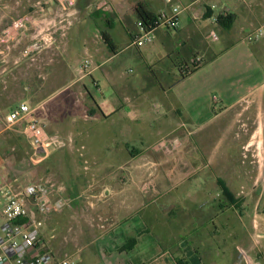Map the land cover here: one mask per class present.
I'll return each mask as SVG.
<instances>
[{
    "label": "crops",
    "instance_id": "1",
    "mask_svg": "<svg viewBox=\"0 0 264 264\" xmlns=\"http://www.w3.org/2000/svg\"><path fill=\"white\" fill-rule=\"evenodd\" d=\"M101 1L108 4V10L97 9L98 0H76L67 10L66 20L70 25L64 24L62 27L57 24L59 9L50 0H0V32L14 20L26 22L19 38L10 42L9 48L0 45V89L16 97V106L21 103L30 105L33 117L44 121L45 129L48 124V129H61L58 125L64 121L73 126L77 123L83 125V129H72V135H67L66 138L73 141L68 149L51 151L42 160L40 169H43L48 180L63 187V195L68 203L61 213L35 216L43 223L39 241L32 252H49L54 256L66 253L73 257L75 264H177V256L182 264H244L243 254H250L252 247L257 252L254 257L256 262L264 264V207L254 222L220 223L224 214L232 210L247 213L248 208L241 203L237 207L230 203L222 186L233 198L239 195H235V190L230 187L235 189L233 185L236 183L241 186L242 182L252 180L247 170L246 154L242 151L254 145L256 151L260 150L259 140L264 139L260 137L264 136V38L257 41L250 38L255 29L264 27V0L236 1V12H231V15H235V22L239 20L238 10L242 16L246 15L240 37L219 51L209 45L211 55L216 57L171 89L158 86L163 99V106L158 105L162 109L160 123L157 125V122L149 120L148 129H131L133 124L137 126L141 121L146 122L144 116L131 120L132 107L142 108L143 111L139 113L144 114V95L122 100L118 108L115 103L112 107L104 103L100 85L106 83L113 88L119 78L117 69H107V65L131 48V59L140 68L149 66L151 69L153 56L161 55L165 59L183 42L174 41L169 31L159 29L154 40L159 43V47L152 46L147 55L141 50L144 46L138 48L132 44V35L138 22L134 8L136 4L143 3L157 16L164 10L163 5H159L157 0ZM38 2H42V8L37 5ZM174 2L182 8L180 26L173 31L174 34L183 30V13L187 15L184 28L195 27L200 30L199 23L195 22L199 16L195 12L202 15L204 7H215L210 0H203L202 3L200 0ZM216 16L205 21L209 20V25L214 27L213 18ZM129 19L131 31L126 28L125 32L131 43L120 50L112 31L115 21L121 23ZM83 21L91 24L89 29H80L83 58L77 67L67 56L68 32ZM248 30L251 32L245 36ZM36 31L42 37L52 36L53 42L39 52L27 54L26 49L32 43ZM102 32L110 36L113 52L103 41ZM86 59L91 61L92 66L82 75L80 67ZM166 75L167 80L175 77L172 72ZM87 79L98 93V96L90 98L91 105L81 107L73 101L71 94H67L59 100L58 108L56 103L52 107L48 106L58 87H67L66 90L81 86L87 92ZM134 99L143 100L142 104L131 107L129 102ZM105 108L111 110L106 113ZM120 122L125 129H111ZM52 125L57 126L53 128ZM92 125L94 127L90 129ZM198 129H207V133L195 140ZM248 129H254L250 136L247 134ZM19 137L30 145L23 136ZM134 139L140 141L141 148H131ZM75 140L80 145V159L70 160V152L77 151ZM93 141L98 146L93 147ZM163 141L167 143L166 146H159ZM210 141L212 148L199 156L195 152L197 144L207 145ZM224 142L223 154H218L216 147ZM235 150H238L239 160L233 159ZM54 155H58V158L52 165L59 174L51 173L48 164ZM239 162L242 169L237 167ZM198 165L211 167L209 182L214 189L217 188L212 198L218 197L219 203L212 205L215 215L209 224L215 235H222L223 246L221 250L213 244L205 245L206 251H209L205 258L196 247L192 234V237H180L176 241L170 234L169 225L155 226L158 230L155 232L140 214L151 213L148 209L150 206L145 205L144 200L154 195L152 192L143 194L135 191L138 183L157 187L161 202L169 198L165 201L166 205H160L159 213H170L174 205L179 203L177 198H192L188 191L183 195H172V192L195 178ZM66 172H69L72 181L69 188L60 181ZM0 176L5 181L20 180V177ZM190 191L194 192L195 186ZM216 220L220 225H217ZM193 224L197 226L198 222L193 221ZM177 226L173 224V228L178 231ZM208 241H213V238ZM131 242L133 248L125 250L127 245L131 246ZM161 246H164V251ZM173 247L177 251L174 256L170 253Z\"/></svg>",
    "mask_w": 264,
    "mask_h": 264
},
{
    "label": "rangeland",
    "instance_id": "2",
    "mask_svg": "<svg viewBox=\"0 0 264 264\" xmlns=\"http://www.w3.org/2000/svg\"><path fill=\"white\" fill-rule=\"evenodd\" d=\"M159 5H163V13L169 12V6L165 5L163 0H157ZM185 1H194V0H185ZM203 0H200V2ZM239 0H210L215 5V9L211 10V19L215 15L219 14H232L235 11L236 3ZM202 3V2H201ZM201 3L198 5L200 6ZM210 5V4H209ZM202 8V7H200ZM209 8V7H208ZM202 15H199L196 11V15L199 17L197 18V21L200 25V30H196L195 27L192 28H184L187 25V15L182 14L181 16V26L183 27V30H181L179 33L174 34L173 31H169V33L173 36L174 41L176 42H186L188 43L189 47L194 49L193 45L195 41H198V45L200 46L199 49L195 50L193 52L194 54V62L203 63V61L208 60L211 56V51L209 49V45L215 50L219 51L224 46H227L233 42H235L239 37L241 33V27L243 25V22L246 18V15L243 14L240 10H238L239 20H237L232 25L230 30H223L220 27L211 26L209 25L210 21L206 22L204 19V14L207 10V8L204 7L202 9ZM200 11V10H199ZM232 12V13H231ZM236 19V18H235ZM191 21V20H189ZM65 24V23H64ZM91 22L83 21L81 24L77 23L74 27L70 29L68 32V39H69V47H68V53L67 56L70 59V62L75 65L79 66V63L81 62L83 58V53L80 49V29H89ZM204 26V27H203ZM82 27V28H81ZM128 28L129 31H131V19L128 20V22L121 23L115 21V27L112 31V35L117 42V45L119 46L120 50H124L127 48V46L130 45L131 41L128 37L127 33L125 32V29ZM65 30V29H64ZM91 30V29H90ZM214 32L217 35L218 41H212V39L209 38L210 32ZM245 36L251 32V30L247 31ZM189 35V37H188ZM200 35V36H199ZM199 36V37H198ZM203 36V37H202ZM196 38H199L196 40ZM204 38V39H203ZM154 45H146L143 48H141L142 51H144L147 55L150 53V48L153 47H159V43L157 41L153 42ZM206 45V46H205ZM207 50V51H206ZM205 52V53H204ZM153 61L151 62V69H149V66H145V68L142 69L140 66H138L132 59H131V48L126 50V52H123L120 54L116 59H114L113 62L107 65V69H117V75L118 78V84H116L113 88H111L109 85L101 84L100 90L101 94L103 96V101L105 104H107L108 107H112L113 103L115 105L121 106L122 100L125 99H133V96H139L144 95L146 99L145 102L142 104L143 100H135L130 101L129 104L134 106L135 104H142L145 105V112L144 114L139 113L140 111H143L142 108L140 109H134L131 108V120L139 119L140 116L147 122L141 121L139 125L136 126V124H133L131 129H148V121H153V123L157 122V125H159L160 120L159 116L162 112V109H159L158 105L163 106V99L160 96L159 88L156 85L155 78L153 79V73H155L158 77H160L162 83L165 82L164 86H168L171 84V82L178 77V69L181 67V64L179 61L176 60L177 68H173L170 70H167L164 64V56L163 58L161 55H155L153 56ZM189 61V59H187ZM172 68V66H169ZM168 68V67H167ZM165 70V71H164ZM160 71L164 76H161ZM164 72V73H163ZM167 72H172L175 77H169L168 80L165 78L167 76ZM86 86L88 89V93L86 91H83L82 87H70L65 90L67 87H58V89H55V94L52 97V100L48 104L49 107H52L54 103H56V108H58L57 104L60 102L59 100L61 97L67 94H71L73 101L78 102V105L81 107H84V105L89 106L91 105L90 98L98 96L96 92V87H93L90 80H86ZM85 92V93H84ZM73 93V94H72ZM16 97L10 96L8 93L2 92L0 89V175L5 174V176L9 177H20V180L17 181V183H13L15 186L16 184L24 185L26 183L31 182L35 179H47V176L44 175L43 169H40L43 162L41 161L38 164H33L30 161V156L32 154L31 146L26 144L18 134L15 132H12L10 130H7L3 124L4 117L6 113L14 108L17 104V101H15ZM137 99V98H136ZM47 106V107H48ZM115 108V107H114ZM58 109H56L57 112ZM82 110V108H81ZM109 110L105 108V112L108 113ZM59 113V112H57ZM141 114V115H140ZM40 123L44 125V121H42L39 117H35ZM56 119V118H55ZM126 121V120H125ZM123 122V121H122ZM133 123V122H131ZM49 125V124H48ZM48 125L46 126V130L48 133L51 134H58L60 136H64L65 138L67 135H72L71 130L72 129H83V125H80V123H77L75 126L70 125L69 122L64 121L60 122L58 127L61 129H48ZM57 125H52L53 128H55ZM136 126V127H135ZM94 125L90 127L92 129ZM158 128V127H157ZM94 129V128H93ZM111 129H125L123 127V124L120 122L119 124H115L114 127ZM158 129H164L163 127H160ZM254 129H248V136L251 135L252 131ZM207 133V129H198V132L195 134V140L201 139L205 134ZM264 137V136H260ZM74 138V137H73ZM260 150H255V145L252 148H249L246 151H242L243 154H246V161L248 162L247 170L249 172V176L252 177V180H249L247 183L241 184L239 186V183H236V185H233L235 189L230 187L232 190H235L236 196L234 199L237 203H241L243 206H246L247 213L241 214V212H237L232 210L231 212H227L224 214L223 219L220 221L223 222H243V223H251L254 222L255 217L259 215L260 211L262 210V207H264V139H260ZM224 143H220L217 147V153H221L224 150ZM79 143L77 140H75V147L77 148V151L72 150L70 152L69 158L70 160H74V158L79 160V155L81 153V149L79 148ZM93 147H96V141H93L92 143ZM213 144L211 141L207 145H201L200 142L197 144V149L195 152H197L200 155H204L208 148H212ZM131 148L139 149L141 148V143L139 140L134 139L131 141ZM68 149V147L63 148L61 151H65ZM211 150V149H210ZM234 158L235 160H239L238 150L234 151ZM50 154V153H49ZM48 154V155H49ZM258 154V155H257ZM244 156V155H243ZM58 158V155H54L49 159L48 164L50 165V171L51 173L59 174L57 169H54L52 163L54 160ZM239 169H242L240 166V162L237 166ZM241 167V168H240ZM198 173L196 174L195 178L191 179L190 181H186L185 183L181 184L175 192H172V195H178V194H185L190 192L192 194V198H177V203L174 205L173 209L170 213L163 214L159 213L158 208L163 203L166 205V199H169L166 197L161 200L159 199V190L157 187L153 186L152 184L149 185L148 183H138L137 188L135 191H140V193H150L152 192L154 196H151L149 200H144L145 205H149L148 209L151 211V213H140L142 217H145L148 221L149 226L155 230L156 227H163L166 225H169L171 227V235L174 238V240H179L180 237L189 238L192 237L193 241L196 243V247L199 248L200 254L203 256V258L207 257V253L209 254V251H206L205 245L210 246L209 244L215 245V248L222 250L221 245V237L222 235H215V232H213L212 227L210 226L209 222L212 221V218L214 217V210L212 211V205L216 203L217 205L219 203V198L214 196L215 193H217V188L214 189L212 187L211 181V174L210 170L211 167L204 166V165H198L197 166ZM22 175V176H19ZM61 184L68 188L72 185V181L69 179V172H66V176L60 177ZM151 186L153 188H151ZM195 186V191L191 192L190 188ZM155 190V191H154ZM154 191V192H153ZM173 191V190H172ZM172 203H174L173 199L171 200ZM193 221H197L198 225L195 226L193 224ZM219 222V221H218ZM216 220L217 225H220ZM173 224H177L179 230H175L173 228ZM209 224V225H208ZM201 229L200 231H197L196 229ZM196 233V235H193V233ZM252 232H255V229L252 230ZM197 233L199 235L197 236ZM192 234V236H191ZM196 237V238H195ZM213 241H208L209 239H212ZM200 245L198 246V244ZM210 248V247H209ZM212 249V248H211ZM252 250V247H251ZM250 250V254L247 253V259L252 262L253 264L256 263L255 256H257L256 250ZM246 255V254H245ZM59 259L65 258V257H71V255H66V253H63L59 256H55ZM244 264L246 262L244 261Z\"/></svg>",
    "mask_w": 264,
    "mask_h": 264
},
{
    "label": "built area",
    "instance_id": "3",
    "mask_svg": "<svg viewBox=\"0 0 264 264\" xmlns=\"http://www.w3.org/2000/svg\"><path fill=\"white\" fill-rule=\"evenodd\" d=\"M59 9L57 24L70 25L66 20L67 10L76 0H50ZM169 6V12L157 15L156 28L148 29L141 22L136 23V31L132 35V44L135 47L150 45L156 38L159 29L176 31L179 29V16L182 8L174 0H163ZM37 5L42 8V2ZM97 9L108 10V4L98 0ZM211 6V10L214 9ZM25 21L18 19L12 21L0 32V45H6L19 38L20 31L25 28ZM216 25V17L213 18ZM212 41H218L217 35L212 31L209 34ZM250 38L254 41L264 38V27L255 29ZM52 36H41L36 31L32 43L27 47L26 53L39 52L48 44H52ZM91 61L84 60L80 73L84 75L91 68ZM7 130L23 136L31 145L32 154L30 161L38 164L44 160L51 151H56L70 146L73 141L58 134H49L45 126L33 117V109L26 103H21L8 112L3 120ZM166 142L159 143L165 147ZM175 144V142H173ZM17 181H5L0 176V264H75L73 257L57 258L49 252L34 254L42 227V220L38 216L58 214L67 205L64 189L48 179H35L24 185L16 184ZM35 216H37L35 218ZM246 264H253L243 254ZM255 264H260L256 262Z\"/></svg>",
    "mask_w": 264,
    "mask_h": 264
},
{
    "label": "trees",
    "instance_id": "4",
    "mask_svg": "<svg viewBox=\"0 0 264 264\" xmlns=\"http://www.w3.org/2000/svg\"><path fill=\"white\" fill-rule=\"evenodd\" d=\"M135 12H136V16H137V20L138 22H141L146 28L148 29H154L156 28V23H157V16L153 13H151L145 4L143 3H138L135 5ZM211 9L207 8L205 14H204V19H209L211 17ZM235 20V15H230V14H219L216 16V25L218 27H220L223 30H230V28L232 27L233 23ZM200 36V35H199ZM198 36V37H199ZM101 37L103 39V41L105 42V44L109 47L110 51H114V46L111 42L110 36L107 33H101ZM203 37V36H202ZM199 38H196V40ZM204 39V38H203ZM206 46V45H205ZM194 49L190 48L188 43H182L181 46L179 48L174 49L173 51H171L166 58L164 59V64L167 70L173 69V68H177V61H179V63L181 64V67L178 69V78L174 79L170 85L168 86H164V82L162 83L160 77H158L155 73H153V79L155 78L156 80V84L157 86H159L161 89L165 88V89H171L176 83L180 82L181 80L187 78L188 76L192 75L193 73H195L197 70H199L202 66H204L206 63H208L209 61L213 60L216 55H211L210 58L208 60L203 61V63H198V62H194V54L193 52L197 49H199V45H198V41L194 42L193 45ZM207 51V50H206ZM205 53V52H204ZM187 59H189V61H187ZM169 66H172V68H170ZM168 67V68H167ZM165 71V70H164ZM164 73V72H163ZM169 73V72H168ZM161 76H164L162 74V72L160 71ZM222 186V184H221ZM225 194L229 197V201L233 206H239V203H237L231 195L228 192V190L222 186ZM133 243L131 242V246L125 247V250H129L133 248ZM161 248L163 249V251L165 250L164 246H161ZM176 247H173V249L170 250V253L174 256L177 251H175ZM175 261L177 262V264H182V261L178 258V256L175 258Z\"/></svg>",
    "mask_w": 264,
    "mask_h": 264
}]
</instances>
